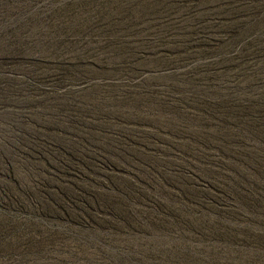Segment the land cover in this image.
Returning a JSON list of instances; mask_svg holds the SVG:
<instances>
[{"label": "rangeland", "instance_id": "374dc122", "mask_svg": "<svg viewBox=\"0 0 264 264\" xmlns=\"http://www.w3.org/2000/svg\"><path fill=\"white\" fill-rule=\"evenodd\" d=\"M0 264H264V0H0Z\"/></svg>", "mask_w": 264, "mask_h": 264}]
</instances>
